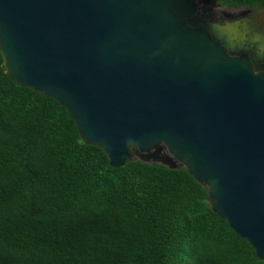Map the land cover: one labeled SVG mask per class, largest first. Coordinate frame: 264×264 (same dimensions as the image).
<instances>
[{"label": "water", "instance_id": "1", "mask_svg": "<svg viewBox=\"0 0 264 264\" xmlns=\"http://www.w3.org/2000/svg\"><path fill=\"white\" fill-rule=\"evenodd\" d=\"M196 0H0V54L109 165H183L264 261V73ZM226 34V36H224Z\"/></svg>", "mask_w": 264, "mask_h": 264}, {"label": "trees", "instance_id": "2", "mask_svg": "<svg viewBox=\"0 0 264 264\" xmlns=\"http://www.w3.org/2000/svg\"><path fill=\"white\" fill-rule=\"evenodd\" d=\"M0 264L264 261L183 165L110 166L57 100L9 77L0 54Z\"/></svg>", "mask_w": 264, "mask_h": 264}, {"label": "flooded vegetation", "instance_id": "3", "mask_svg": "<svg viewBox=\"0 0 264 264\" xmlns=\"http://www.w3.org/2000/svg\"><path fill=\"white\" fill-rule=\"evenodd\" d=\"M196 4L193 17L197 16L209 24L235 27L228 32L234 36L232 45L222 44L226 53L245 57L255 72L264 73V8L231 7L221 5L217 0H196Z\"/></svg>", "mask_w": 264, "mask_h": 264}]
</instances>
